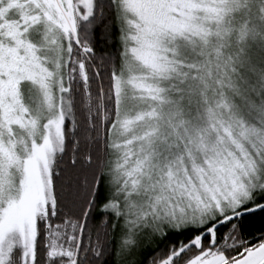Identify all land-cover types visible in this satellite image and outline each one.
<instances>
[{
    "label": "snow or ice",
    "instance_id": "1",
    "mask_svg": "<svg viewBox=\"0 0 264 264\" xmlns=\"http://www.w3.org/2000/svg\"><path fill=\"white\" fill-rule=\"evenodd\" d=\"M0 264H264V0H0Z\"/></svg>",
    "mask_w": 264,
    "mask_h": 264
}]
</instances>
